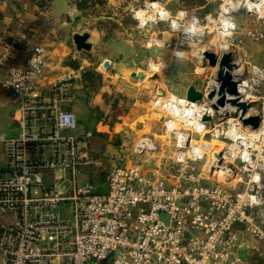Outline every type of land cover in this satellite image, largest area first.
Returning a JSON list of instances; mask_svg holds the SVG:
<instances>
[{
    "label": "built area",
    "instance_id": "built-area-1",
    "mask_svg": "<svg viewBox=\"0 0 264 264\" xmlns=\"http://www.w3.org/2000/svg\"><path fill=\"white\" fill-rule=\"evenodd\" d=\"M217 1V13L203 17L173 14L158 0L129 8L138 31H153L147 49L183 59L185 47L198 48L196 75L205 80L196 89L203 98L156 93L154 109L175 135L173 156L158 166L164 176L150 175L139 162L115 167L102 192L80 181L85 168L104 169L91 151L94 135L77 134V115L63 108L76 100L72 89L83 72L64 75L45 97V50L36 46L21 65L24 36H0V88L20 114L21 129L15 139H0L7 160L0 168V264H241L242 249L264 257V67L245 52L248 43L264 45V8L249 11L258 0ZM206 51L217 55L215 68ZM227 54L237 82L228 99L247 106L243 119H260L257 129L243 125L237 106L212 107ZM147 67L159 77L169 65L152 60ZM210 142L223 145L218 155L209 154ZM141 143L135 157L151 151ZM245 234L258 244L248 245Z\"/></svg>",
    "mask_w": 264,
    "mask_h": 264
},
{
    "label": "crops",
    "instance_id": "crops-1",
    "mask_svg": "<svg viewBox=\"0 0 264 264\" xmlns=\"http://www.w3.org/2000/svg\"><path fill=\"white\" fill-rule=\"evenodd\" d=\"M38 3V0H0V36L4 41H10L18 35L24 36L25 45L18 62L21 65L26 64L36 46L45 50L46 68L40 81L45 97L50 95L52 87L64 75L72 71L83 72L82 81L75 83L72 89L76 100L64 104L63 108L77 115V134L94 135L91 151L104 163V169L85 168L81 176H85L84 182L101 189L108 171L115 167L130 166L142 158L134 156L136 145H131L130 135L135 132V123L145 117L143 110L155 97L158 88H154V85L148 87L145 79L139 80L141 76H137L138 79L133 76L134 73L148 66L152 60L164 61L170 66L173 80L166 88L178 97L186 98L191 86L202 89L195 81L196 65H199L195 54L199 50L185 51L198 63L187 60L190 62L186 63L190 65L188 70L183 67L184 59H175L173 51H143L146 47L141 38L142 32L136 35V23L134 26L127 23L125 9L120 5L96 0L97 7L93 8L96 12L90 18L86 14L83 21L72 27L66 18L53 17V7L47 11L39 7ZM130 7L132 4L126 8V12ZM84 33L90 35L88 43L92 45L91 51H78L74 45L73 36ZM245 52L252 64L264 67L263 45L248 43ZM0 111V118L5 123L2 128L9 127L11 136L18 137L21 129L16 119L20 118V114L1 88ZM147 126L153 129V124H146L142 129ZM6 161L0 144V168H6ZM158 166L146 170L150 175L164 176V170ZM242 238L248 245L258 244L251 235L245 234ZM240 255L241 264H264V257L248 250L242 249Z\"/></svg>",
    "mask_w": 264,
    "mask_h": 264
},
{
    "label": "rangeland",
    "instance_id": "rangeland-1",
    "mask_svg": "<svg viewBox=\"0 0 264 264\" xmlns=\"http://www.w3.org/2000/svg\"><path fill=\"white\" fill-rule=\"evenodd\" d=\"M98 1H103V3L108 4L110 3L111 5H120L121 8L125 9V18L127 23L129 24H133L134 26V19L132 17L131 14H129V12H126V8L132 4L133 7L137 6L138 1H132V2H128L126 0H97ZM113 1V2H112ZM162 2L163 7L168 10L169 12L175 14L178 11H193L196 12L198 15H200V17H203L205 14L208 13H217L218 10V4L219 2L217 0H212V1H206V0H158ZM96 0H70V3L73 7H75L76 9H88V8H95L97 7L96 5ZM115 2V4H113ZM149 3L154 2L153 0L148 1ZM100 7V6H99ZM102 8V7H100ZM101 11V10H100ZM127 13V14H126ZM106 17V16H104ZM166 30V29H165ZM152 30L150 28H147L145 31H140L142 32V36L141 38H143L144 45H146L148 43V40L150 38L149 33ZM136 35L138 36L139 31L137 30V32L135 31ZM170 36L166 35V39L169 38ZM263 45V44H261ZM264 46V45H263ZM186 51H189L191 49H195L194 52L198 51V48L195 47H185L184 48ZM143 51H146L147 53H151L154 52V49H142ZM168 50H164L161 52H166ZM145 53V52H144ZM146 53V54H147ZM198 56L195 54V57ZM184 63L185 65H183V67L187 68L188 70L190 69V65L186 64V63H190V62H186L187 60H193V62L195 64L197 61L194 58H191L190 56H187L186 54L184 55ZM168 64V63H167ZM169 65V64H168ZM198 65H196L197 67ZM170 67V66H169ZM168 67L167 71H165L164 73H162L159 77L153 76L152 71H149L146 67H142V69H140L139 71H137L136 73H134V77H139L141 76L142 79H138L139 80H143L145 79V84L149 87V85H154V88H158V92L159 94H161L162 96H165L166 93L168 95L170 94H174L176 95V93H174L173 91H169L166 88V85H169L170 82H173L172 77H171V73L170 68ZM192 69V68H191ZM198 70V72L201 73L202 70H199L198 68L196 69ZM185 71V70H184ZM183 71V72H184ZM140 72H142L143 74H140ZM196 72V71H195ZM139 73V74H138ZM204 76H197L195 77V81L197 83V85H199L200 87H202L204 85ZM175 82V81H174ZM178 82H176L175 84H177ZM147 87V88H148ZM168 90V91H167ZM162 92V93H161ZM166 92V93H165ZM154 98L151 100L149 105H146L145 109L143 110L145 117L143 119H140L137 123H135L134 126H137L134 130L135 132L130 135V139H131V145L135 144L138 145L141 140L143 139H149V140H154V144L156 145V150H152L150 151V153H148L147 155H137L138 157H142L139 158V163H141L142 165H144V167L146 169H149L150 167L153 168L155 165H160L161 163H164L166 160L170 159L173 156V151H174V142H175V135L174 134H170V132H166V127L164 126V120L166 118V115L164 114H160L157 113V111L154 109ZM1 113V111H0ZM148 124H153L152 128L150 129L148 126L146 127V129H142L143 126ZM141 125V126H140ZM140 126V128H139ZM5 127V123L2 121V119L0 118V139L1 138H5V139H15L17 137L15 136H11V131L9 130L10 128H2ZM177 130H180L179 127H177ZM170 131V130H169ZM178 132V131H177ZM176 132V133H177ZM180 133V132H179ZM156 141V142H155ZM211 144H207V145H212L211 147H209V151H211L212 147L214 148L215 151H220L223 148V145L217 142H210ZM131 147V146H130ZM211 154V153H209ZM124 165V164H122ZM125 166V165H124ZM84 177L85 176H81L80 177V181H84ZM104 190L103 189H99V192H102Z\"/></svg>",
    "mask_w": 264,
    "mask_h": 264
},
{
    "label": "water",
    "instance_id": "water-1",
    "mask_svg": "<svg viewBox=\"0 0 264 264\" xmlns=\"http://www.w3.org/2000/svg\"><path fill=\"white\" fill-rule=\"evenodd\" d=\"M128 2L138 1L145 2L150 0H126ZM156 1V0H153ZM39 7L44 10H50L53 7V17H63L66 18L72 27L80 23L85 19V15L87 14V18L91 16L92 13L96 12L93 8L86 9H76L70 3V0H48L47 2L41 1L38 3ZM90 39V35L88 33L84 34H75L73 36V42L78 51H91L92 45L88 43ZM203 58L209 62L210 67L217 66V55L211 52L206 51L203 55ZM236 68V65L233 63L232 56L230 54L224 55L221 59L217 73L216 79L220 83V89L217 93L218 101L216 104L212 105L214 110H219V108L224 107L226 104H230L232 106H237L238 108L243 110L242 114V122L243 125L251 126L253 129H257L260 124V119L258 117H251L249 119H243L247 112V106L245 104H239L237 100H229L228 97H234L237 94V82L234 81V77L229 73ZM162 93V92H161ZM215 97V93L212 92L209 96V100H213ZM186 98L190 102H200L203 98V94L196 89L195 86H191L187 92ZM206 120H209L206 118ZM152 151V150H151ZM143 151L139 152L138 155H141ZM221 161L220 155L217 157ZM164 219H168L167 216L163 215Z\"/></svg>",
    "mask_w": 264,
    "mask_h": 264
},
{
    "label": "bare ground",
    "instance_id": "bare-ground-1",
    "mask_svg": "<svg viewBox=\"0 0 264 264\" xmlns=\"http://www.w3.org/2000/svg\"><path fill=\"white\" fill-rule=\"evenodd\" d=\"M141 144H143L144 147H146L148 150H152V149L154 148V146H155V144H154L153 141H151V140H147V139H143ZM211 146H212V145H211ZM211 146L208 145V147H211ZM211 149H212L211 151H214V148H213V147H212ZM211 151L209 152V150H208L209 153H211ZM219 152H220V151H219ZM219 152H218V151H215L214 153H215L216 155H218ZM211 154H212V153H211ZM211 154H210V155H211Z\"/></svg>",
    "mask_w": 264,
    "mask_h": 264
},
{
    "label": "clouds",
    "instance_id": "clouds-1",
    "mask_svg": "<svg viewBox=\"0 0 264 264\" xmlns=\"http://www.w3.org/2000/svg\"><path fill=\"white\" fill-rule=\"evenodd\" d=\"M262 8H264V0H258L257 3H248L249 11H251L252 9L260 11Z\"/></svg>",
    "mask_w": 264,
    "mask_h": 264
},
{
    "label": "trees",
    "instance_id": "trees-1",
    "mask_svg": "<svg viewBox=\"0 0 264 264\" xmlns=\"http://www.w3.org/2000/svg\"><path fill=\"white\" fill-rule=\"evenodd\" d=\"M80 9H83V8H80Z\"/></svg>",
    "mask_w": 264,
    "mask_h": 264
}]
</instances>
